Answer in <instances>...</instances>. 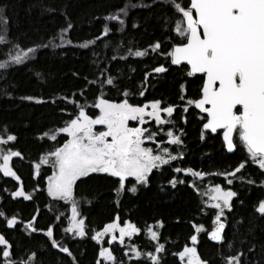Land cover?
Wrapping results in <instances>:
<instances>
[{
  "label": "trees",
  "instance_id": "obj_1",
  "mask_svg": "<svg viewBox=\"0 0 264 264\" xmlns=\"http://www.w3.org/2000/svg\"><path fill=\"white\" fill-rule=\"evenodd\" d=\"M182 2L186 6L188 0ZM125 3L143 4L145 7H129L122 32H116L115 26L110 23L112 31L106 37L94 40L105 23L103 17ZM0 8L4 9L3 16L7 19L6 31L0 34L6 35L8 41L0 44V61L7 60L12 44H18L21 48H36L31 59L23 64L0 70V137H5L7 133L15 135V141L3 148L22 154V158L13 157L10 160V167L19 177V184L0 173V212L4 213V217H0V235L10 244L13 261L19 264L34 254V264H72V259L53 249L43 235V230L52 225L54 238L62 246L70 248L76 264H95L101 246L111 248L115 264H149L143 258L127 260L122 246L108 245L107 241L97 245L91 239L94 230L99 231L118 214L121 223L128 219L141 229L131 243L144 252L154 250L144 229L160 220L163 227L158 230V240L165 245L164 251L158 254L160 264H179L173 254L191 244L189 236L193 234V229L189 221L203 224L207 232L211 230V219L215 214L213 209L205 208L202 203L204 197L193 191L189 183L195 184L199 190L210 183L220 184L223 189H230L237 195L230 201L232 210H225L222 218L226 226L222 233L223 241L217 244L208 240L206 232L198 234L196 248L200 258L207 264H225L223 257L239 251L242 253V264H264V216L254 211V206L264 199V187L259 186L264 180V172L247 160L238 140L231 154L224 150L219 136L206 133L201 140L202 120L198 116L204 115L191 106L187 112L183 111L180 84L185 85V100L199 98L202 80L200 76L187 77L186 66L172 65L164 55L172 44L181 42V38L172 31L178 14L170 5L162 0H0ZM69 23L73 27L69 29L66 39L71 43L63 47H43ZM133 23L137 25L136 28L132 27ZM87 40H94V43L80 48L79 44ZM157 42L161 48L154 53L149 45ZM129 50H147V54L134 57L128 55ZM120 56L125 58L120 59ZM160 65L167 71L153 72ZM105 66L107 75L114 77L115 86L101 89L98 84H88L97 77L103 78L99 68ZM125 90L129 92L127 100L132 104L159 99L162 107L175 106L169 118L174 124H166L162 133L153 125L149 130H156L158 135L155 139L164 142L167 139L164 132L169 128L174 134L182 129V144L179 147L163 143L162 146L169 147L173 154L179 150L183 158L161 166L159 171L154 169L149 174L148 186L137 185L135 194L125 190L117 197L112 191V178L104 174L94 173L81 178L74 190L81 201L79 211L85 220L86 235L73 238L63 232L70 206L51 201L43 191H34L38 187L43 188L45 177L52 172L51 167L41 165L36 179H33L32 168L33 162L39 163L40 156L62 144L66 136L60 134L55 142L46 137L37 139V136L63 126L75 112L74 106L60 97H70L81 105L87 104L85 110L94 118L98 111L91 104L96 95L102 93L104 98L119 102L125 99L122 95ZM140 91H144L143 97L139 96ZM26 96L43 102L22 99ZM62 108L64 112L60 111ZM181 116L186 119L181 121ZM241 161H246L245 167L236 176L242 179H234L231 185L225 182L223 176L208 175L197 179L183 172L172 171L174 167H180L206 173L224 172L236 168ZM173 176L184 183H177L173 188L168 184ZM248 179L254 183H247ZM127 183L131 186L134 181L129 178ZM18 186L26 193H32L29 201L10 196ZM85 200L87 203L83 202ZM201 208L205 209L204 212H201ZM61 213L63 215H59ZM33 215L37 216L33 225L41 231L27 232L23 224L30 221ZM5 217H15L18 223L9 229ZM229 243L231 248L228 247Z\"/></svg>",
  "mask_w": 264,
  "mask_h": 264
},
{
  "label": "snow or ice",
  "instance_id": "obj_2",
  "mask_svg": "<svg viewBox=\"0 0 264 264\" xmlns=\"http://www.w3.org/2000/svg\"><path fill=\"white\" fill-rule=\"evenodd\" d=\"M163 3L170 5L177 18L172 31L181 38L180 43L172 44L169 51L164 55L170 59L172 65L185 68V75L193 77L200 74L202 84L199 88V98H189L185 100V85L180 84V99L184 101L183 111L194 107L199 113L206 114L198 116L202 120L200 138L203 140L206 133L219 136L223 142L226 152L232 153L236 148L238 140L243 151L246 153L248 161L255 164L261 172H264V0H188L186 6L182 0H162ZM129 7H145L143 4L125 3L123 7L115 12L103 17L105 22L99 36L106 37L112 29L111 23L115 26L116 32H122L125 26L124 17L128 15ZM4 9L0 8V32L6 31L7 19L3 16ZM72 24H67L61 28L57 35L50 38L49 43L43 47H63L71 41L66 39ZM133 28L137 25L133 23ZM59 40V43L56 41ZM94 40H87L79 44L80 48H87L94 43ZM8 42L6 35L0 34V44ZM152 52L160 50V44L149 45ZM36 48H21L18 44H12L7 54V60L0 61V70H6L10 65H21L31 59V54L35 53ZM147 54V50L131 51L128 55L142 57ZM115 59V57H113ZM124 59V56H120ZM163 66L153 69L155 73L166 72ZM100 76L88 81V84H98L101 89L105 86H115L114 77L107 75V67L99 68ZM39 75V74H37ZM75 75V73H74ZM147 78V74H145ZM83 92V90H81ZM122 95L125 99L119 102H112L103 97V94L96 95L91 107L98 110V114L90 116L86 112L87 104L81 105L70 97H60L66 103L75 108L70 119L66 120L63 126L55 130L38 134L37 139L47 138L50 141H57L60 134L66 136L62 144L54 146L51 150L40 156L39 163L33 162V179L38 175L41 165H48L52 172L45 177L43 188H36L34 191H43L51 201L63 202L69 205L67 215V226L63 232L73 238L84 237L86 235L85 220L80 215V203L75 194L74 186L81 178L89 177L90 174H104L112 178L114 187L113 193L119 197L125 190L135 194L137 185L148 186L149 174L155 169L161 170V166L170 165L171 161L182 159V154L177 150L176 154L169 151V147L180 146L182 140L180 134L182 129L176 130L175 134L169 128L164 135L166 141L158 142L155 138L158 135L156 130H149L141 125L153 121L160 129L165 124H174L169 119L172 117L175 106L168 105L162 107V101L154 99L143 104H132L127 100L129 92L125 90ZM144 91L139 92L143 97ZM24 100L41 103L43 101L26 96ZM64 112L65 109H60ZM186 118L181 116V121ZM129 121H135L136 126L130 127ZM94 126H102V130L95 131ZM13 134L7 133L5 137H0V145H8L15 141ZM156 145L153 148L142 146L145 142ZM13 157L22 158L19 151L0 148V173L4 177H11L20 183L19 177L9 166ZM246 161H241L236 168L224 172L206 173L194 171L191 168L174 167L175 173L183 172L197 179L205 176H223L228 185L234 179H242L236 174L245 167ZM231 177V179L229 178ZM131 178L134 183L128 186L127 181ZM254 183L251 179L246 181ZM177 183H184L183 180L173 176L168 184L173 188ZM260 187H264V180ZM189 187L200 194L195 184L189 183ZM207 188V186H205ZM207 195V200L202 201L205 208L215 210L211 219V230H207L203 224L192 223L193 234L189 236L192 246H184L180 251L174 253L179 260V264H207L198 254L196 245L198 234L206 232L207 238L217 244L223 241L222 232L225 223L222 220L225 210L231 211L233 197L236 192L230 189H223L220 184H215L203 193ZM15 199L22 197L29 201L32 193H26L22 187H16L10 193ZM87 203V201H83ZM119 206V200H116ZM47 207V205H46ZM201 208V212H204ZM254 211L264 216V199H260L254 206ZM59 215H63L62 213ZM57 215V219H59ZM0 217L4 213L0 212ZM37 219L36 215L23 224V229L27 232L41 231L36 229L33 222ZM6 227L11 229L17 223V219L7 218ZM163 227L160 220L146 227V238L151 242L154 250L144 252L137 245L125 244V238L131 240L134 235H139L141 229L128 219L121 223L117 214L110 222L105 223L99 231L94 230L91 239L100 245L102 240L107 238V244L119 243L125 249L124 255L127 260H147L149 264H160L158 254L162 253L165 245L158 240V230ZM118 233V236L115 235ZM43 235L47 237L53 249L61 252L72 259V264H76L70 248L62 246L54 238V229L49 225L43 230ZM231 248V243L228 244ZM251 251V249H249ZM130 253V254H129ZM10 244L3 235H0V264H17L11 259ZM242 253L237 251L235 255L223 257L225 264H242ZM115 264V257L108 247L101 246L97 252L95 264ZM19 264H34V254L28 256L27 261H20ZM123 264V262H122Z\"/></svg>",
  "mask_w": 264,
  "mask_h": 264
},
{
  "label": "rangeland",
  "instance_id": "obj_3",
  "mask_svg": "<svg viewBox=\"0 0 264 264\" xmlns=\"http://www.w3.org/2000/svg\"><path fill=\"white\" fill-rule=\"evenodd\" d=\"M98 111V110H97ZM128 125L130 126V127H133V126H136V122L135 121H129L128 122ZM151 125H153L154 127H157L158 128V131L160 132V133H162L163 132V129H160L157 125H155V123L153 122V121H149L147 124H145V125H141L142 127H147V128H150V126ZM166 126V124L163 126V127H165ZM94 130L95 131H98V130H102V126H94ZM3 146L4 145H0V148H3ZM142 146H147V147H150V148H153L154 150H155V148H156V145L155 144H152L151 142H148V141H146L145 142V144L144 145H142ZM170 151V150H169ZM171 152V151H170ZM0 162H2V161H0ZM9 166H10V162H9ZM205 186H207V188L205 187ZM205 186L203 187V188H200V190H199V192L201 193V195L204 197V199L205 200H207V195H203V193H205V192H207V190L209 189V188H211L212 186H214V185H212V184H210V183H207V184H205ZM204 200V201H205ZM214 210V209H213ZM214 212H215V210H214ZM223 218V217H222ZM145 230L146 229H144V232H145ZM115 235H117L118 236V233H116ZM134 236H136V235H134ZM133 236V237H134ZM133 239V238H132ZM131 239V240H132ZM131 240H129L128 238H125V240H124V243L127 245V244H133V243H131ZM103 241H107V238L105 237V239L104 240H102V242ZM101 242V243H102ZM112 245H119V246H121L119 243H117V242H113V244ZM189 246H192L191 244L189 245ZM109 249H110V251H111V248L110 247H108ZM123 251H125V249L123 250ZM130 254V253H129Z\"/></svg>",
  "mask_w": 264,
  "mask_h": 264
},
{
  "label": "water",
  "instance_id": "obj_4",
  "mask_svg": "<svg viewBox=\"0 0 264 264\" xmlns=\"http://www.w3.org/2000/svg\"><path fill=\"white\" fill-rule=\"evenodd\" d=\"M195 76H200V74H196ZM198 112H199V110L198 109H196ZM202 114V113H201ZM205 117H206V114H203ZM209 134H211V133H209ZM222 140V139H221ZM223 143V142H222ZM228 153V152H227ZM228 154H231V153H228ZM224 231V230H223ZM223 233V232H222Z\"/></svg>",
  "mask_w": 264,
  "mask_h": 264
}]
</instances>
